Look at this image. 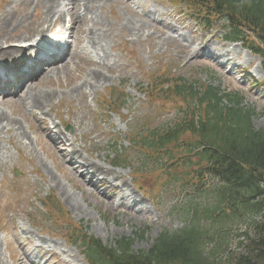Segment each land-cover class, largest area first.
Listing matches in <instances>:
<instances>
[{
    "label": "rangeland",
    "instance_id": "374dc122",
    "mask_svg": "<svg viewBox=\"0 0 264 264\" xmlns=\"http://www.w3.org/2000/svg\"><path fill=\"white\" fill-rule=\"evenodd\" d=\"M16 1L18 0H0V15L5 12L19 17L22 14L27 18L24 23L27 25L28 19L33 18L35 11L40 12V6L36 9L34 6L27 9L18 8ZM133 1L135 6H146L154 11L165 25L172 23L181 26L175 19L162 15V12L166 11L169 14L174 9L168 2L164 3L160 0L163 3L160 4L150 0ZM123 12H125L123 4L111 2L106 3L98 13L103 23H106L104 25L108 30V52L113 58L111 61L113 69L107 74L108 78L103 85L98 83L95 90L84 86L81 91L85 92V99L70 91L75 85L85 82L88 73L95 66L88 61L95 52L85 41H83V49L88 56L77 61L76 65L74 64L76 60L68 63L65 72H61L59 77L34 80L32 84V89L37 92L42 89L56 91L58 96L53 97L52 105L46 106L43 113H39L40 111L35 113L44 121V125L51 123L60 130H63L65 125H70L72 133L67 132L69 144H72L76 148V153L86 158L88 162L114 171L112 176L120 175L126 181L133 180L131 176L133 168L128 165L111 166L110 160L114 155H119L124 163L131 160L130 163L135 164L141 173L150 171L139 165L138 155L135 156L129 150L126 139L132 136L145 121L155 126L170 120L173 116L169 105L159 112L156 108L159 104H149L138 91L139 82H144L141 74L146 71L155 72L160 65H164L168 70L171 68L175 74L187 80L195 79L201 83L211 81L224 88L242 90L247 103L253 104L257 111L264 112V96L258 99L256 93L245 92L244 87L237 85L223 74L222 68H216L210 62L204 63L203 59V62H199V59L192 55L191 46L198 48L203 45L200 40L208 41L201 39L207 38L205 33H198V30L195 32L188 28L182 31V35L186 38L185 44L191 52L174 40L169 42H165L163 38L158 40L155 34L148 39L135 41V37L116 31L114 27ZM58 16H64L66 20L72 22L77 36L83 35L82 24L76 22L70 13L66 12L62 15L58 12ZM34 19L28 28L24 27L22 30L31 29ZM108 23L112 24V27H108ZM189 23L193 24V22ZM143 32L145 34L146 31ZM149 32L151 33L152 30ZM156 33L159 35L158 30ZM208 34L212 36L211 32ZM82 39L84 40V37ZM222 45L230 47L227 44ZM231 48L232 56L236 58L234 60L243 61V65L255 66L257 62L255 58H249L245 52H240L235 46ZM183 50L186 53H183ZM208 67L215 68L218 74L209 76ZM254 72L256 76L259 74L256 68ZM110 94L114 98L120 95L124 102L121 105L122 109L116 114L98 106L100 99H107ZM6 98V96L0 97V102L2 101L0 111L15 123L11 122L7 125L4 121L3 125L6 129H0V264H31L30 262L83 264L82 257L75 254L78 249L67 243L68 230L75 225H79L88 235L98 238L104 244H111L120 237L132 238L131 249L135 251L147 250L161 229L175 230L183 225L182 197L176 191L171 193L160 190L156 193L151 192L148 199L143 198L139 206L149 207V213L140 220H135L133 215L124 211L122 207H110L98 193L82 185L76 175L66 170L57 152L48 145L43 135L37 133L36 123L31 121L32 118L16 102L5 101ZM251 121L255 128H260L264 124L262 116L253 117ZM15 129L18 132L14 131ZM21 131L27 134L26 138L22 139ZM62 141L63 139L58 140V149H70ZM70 160L75 163L80 159L73 155ZM45 168L52 172L56 181L53 179L49 181L50 176ZM115 179L110 178V183L120 184V181L116 182ZM94 186L101 193L109 195L111 192L99 185ZM124 186L123 188L127 190L128 186ZM59 187L68 191L77 209L72 211L68 202L62 197L63 192ZM149 189L152 191L153 187ZM42 200L48 201L53 208L45 210ZM141 230L143 231L141 236L133 235L135 231ZM22 249L28 252L30 262L27 261ZM46 250L49 252L47 253ZM56 250H59L60 255L56 254ZM68 253L71 256H67Z\"/></svg>",
    "mask_w": 264,
    "mask_h": 264
},
{
    "label": "trees",
    "instance_id": "16d2710c",
    "mask_svg": "<svg viewBox=\"0 0 264 264\" xmlns=\"http://www.w3.org/2000/svg\"><path fill=\"white\" fill-rule=\"evenodd\" d=\"M185 2L202 11L205 23L210 16L225 18L231 38L245 39L244 32H250L259 42L250 43L252 49L264 58V0ZM170 80L165 94L179 95L175 100L181 104V116L167 131H145L134 143L145 158H154L163 182L193 188L197 201L186 206L183 227L159 233L146 252L132 253L130 238L121 237L115 247H107L82 234L89 261L264 264V127L253 128V111L234 94L211 87L198 92L180 77ZM230 224L236 229L232 238L226 229Z\"/></svg>",
    "mask_w": 264,
    "mask_h": 264
},
{
    "label": "bare ground",
    "instance_id": "6f19581e",
    "mask_svg": "<svg viewBox=\"0 0 264 264\" xmlns=\"http://www.w3.org/2000/svg\"><path fill=\"white\" fill-rule=\"evenodd\" d=\"M111 2H115L119 5L123 4L125 9V12L121 13V18L118 23L114 24L116 31L127 34L131 37H135V41L138 39H148L152 36V34H150L147 30L155 29L156 22L158 21L155 14H152L148 11L141 12L139 14L131 8L130 5L132 2L130 0H18L15 2V4L17 3L18 8L27 9L31 6H34L36 9L40 6V12L35 11L33 14L35 21L33 22L32 28L26 31H23L22 29L24 27L28 28L31 25V21L33 19L32 17L28 19L29 23L25 25L24 23L27 21V18L22 14L19 17L18 15L15 16L12 14H5V12L4 14L0 15V60H9L24 51V48L18 47L17 43L15 42H25L36 36L44 38V35L50 32H52L54 35L63 34L65 32L64 16L59 17L58 12L62 13V15L68 12L73 16L76 22L82 24V33L85 35V40L95 51L97 58V60H90L91 65L95 66L88 73L87 80L79 85H75L72 87V89H70L71 92H75L76 95L82 97V99H85V92L82 93L81 89H83L84 86H88L90 89L95 90L94 88L97 87L96 85L98 83L101 85L105 83L106 79L108 78L107 74L113 69V64L111 63L113 58L111 53L108 52V30L104 25L106 23H103L102 17L98 14L106 3ZM54 17H56L58 25L51 27V22ZM107 26L112 27V24L108 23ZM165 30H167V32L161 31L160 34L161 37L164 36L163 40L165 42H169V40H176L182 43L184 41L180 36H172L174 31L171 27L165 28ZM143 31L147 32L144 34ZM3 45H5V47H2ZM81 53L83 52L80 50L77 51L76 49V51L73 52L75 57L74 59L72 57V52L69 51L60 61H58L56 66L50 68L49 72L47 73L42 72L38 78L44 80L48 77H59V74H62L61 72H65V68L68 66V63H73L74 60L84 57V53L83 56H81ZM74 64L76 65L77 62H74ZM54 96H56V91L54 90L42 89V91L37 92L36 90H33L32 85L29 84V86L25 87L16 95L8 97L5 99V101L10 103L16 102L21 107V109L36 122L38 119H36L34 111L42 112L46 106L52 105L51 102ZM0 104H2V101ZM40 120L41 119L38 120L40 125L44 124L43 122H40ZM4 121H6L7 125L11 124V122L15 123V121H11L8 116L0 111V129H6V126L3 125ZM40 125H37L36 127L37 133L43 135V137L48 141V145L56 150L55 145L57 141L54 139H47L46 133L48 134V131L46 127ZM14 131H16V129ZM20 133H22V139L27 137L25 132L21 131ZM61 134L67 141L65 134H63V132H61ZM70 151L75 153L76 150L74 151V149L71 147ZM58 156L65 164L66 170H68L72 175H76L81 184L85 185L89 190H91L89 187L92 186V184H90L91 181L90 179H87V177L84 175V171L81 169H84L85 172L88 171V168L91 169L93 175L91 174L90 178H94V176L99 175H101L102 178H115L112 176L114 171L103 169L101 165L90 163L83 159L84 164H79L76 168L75 165L70 163L65 158V156L62 155V152L60 153L59 151ZM45 171L50 176L49 181L52 179L53 181H56L55 176L52 175L50 170L45 168ZM59 186L61 185L59 184ZM94 188L95 187L92 189L98 193L100 197L104 198L106 201L105 203H108L110 207H113L114 205L118 207V203L121 202L127 203L125 195H122L120 192H117L114 195L115 199H113V197L107 198L103 194L100 195V192ZM59 190H62L63 193H61V195L65 198V202H68V205L72 211L77 209L76 204L74 203V200L68 191L60 187ZM116 191H118V189H116ZM124 205L126 206L127 211L133 213V218H135V220H140L143 218L144 212L143 210L137 209L136 204L132 202L129 205Z\"/></svg>",
    "mask_w": 264,
    "mask_h": 264
}]
</instances>
